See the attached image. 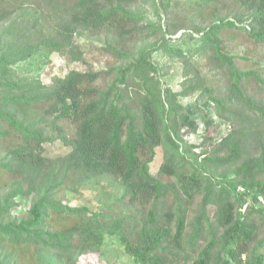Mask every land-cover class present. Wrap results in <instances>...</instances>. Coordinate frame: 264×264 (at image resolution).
Returning a JSON list of instances; mask_svg holds the SVG:
<instances>
[{
  "label": "trees",
  "instance_id": "1",
  "mask_svg": "<svg viewBox=\"0 0 264 264\" xmlns=\"http://www.w3.org/2000/svg\"><path fill=\"white\" fill-rule=\"evenodd\" d=\"M216 1L178 3L187 25L170 19L169 1L0 0V264H78L107 237L133 264H264V102L247 92L262 80L225 48L237 33L264 45V0H232L224 15ZM84 33L102 37L110 65L88 64ZM43 49L87 67L49 83L18 72ZM157 52L183 65L179 90L163 84ZM195 56L223 71L225 90L206 84ZM196 118L227 124L205 136ZM249 134L262 141L245 159ZM56 140L67 153L45 154ZM83 190L94 205L72 201Z\"/></svg>",
  "mask_w": 264,
  "mask_h": 264
},
{
  "label": "rangeland",
  "instance_id": "2",
  "mask_svg": "<svg viewBox=\"0 0 264 264\" xmlns=\"http://www.w3.org/2000/svg\"><path fill=\"white\" fill-rule=\"evenodd\" d=\"M166 1L171 3V11L173 10L171 14H168L170 15V19L174 23H179L184 20V24L189 25V20L184 19V17H189V12H182V9L178 4L183 2L185 3L186 0H161V3ZM216 4L223 15L229 14L234 8L232 5V0H218L216 1ZM163 18L166 19V15H163ZM181 32L182 31H178L175 35H173L172 40L175 41L176 38L180 36ZM99 40H102L101 36L89 35L87 33H84L81 37L77 38V42H80L83 46L84 57L86 58L88 64L92 65L94 69L110 65L112 62V59L109 56L103 54L99 50ZM225 43V48L228 53L237 54L239 56L243 54L244 56H247V59L251 60L247 61L246 58L242 59L240 57H235L234 61L237 68L242 70H258L262 83L251 80L249 82L247 92L250 95H254L255 99L264 102V45H255L250 39L247 38L244 33H237L235 35L230 34V37H226ZM153 58L157 60L161 66L163 65L161 69L163 74L161 76L163 84L165 86L171 87L173 90H179L180 82L183 76V65L181 62L174 58L166 57L160 52L155 53ZM193 63L195 67L198 68L203 80L209 87L220 91H223L227 88L228 84L223 71L212 70L211 65L209 64L206 57L195 56L193 58ZM86 67L87 65L82 62L68 63L66 58L61 56L59 53L48 49H43L29 60L17 65L16 68L19 73H28L33 76L37 75L43 82L49 83L53 76H63L70 69L75 68L84 70ZM197 94L198 93L196 92L190 96H187L186 98H183L181 100L182 104L189 106L190 103L195 100ZM193 121L197 124V132L201 134L204 131L205 136H216L218 128L219 130L223 131L225 125L227 124L222 123L220 125L213 124L209 126L206 125L201 118H196ZM245 122L248 129L257 128V125H252L250 120H245ZM231 125L233 127L232 123ZM63 126H65V131L69 134L71 131H73V126L71 124L64 123ZM259 127H264V121H260ZM191 131L192 128L189 125H181L180 132L183 134V137L187 139V143L196 144L200 142V137L195 135L193 136L192 133L190 134ZM261 141L262 140L258 137L254 138L251 134L248 135L247 139L244 141L245 159H248L249 157L252 158L259 154ZM44 146L45 154L49 156L63 155L69 150L68 147L57 140L51 143H46ZM162 161L163 152L161 148H157L155 158L150 164V171L152 174H157ZM6 180L7 177H0V185L4 184V181ZM60 196L64 197L66 196V193L61 192ZM74 200L75 202H86L90 205H94L96 197L95 194L90 190H83L81 193L76 194L72 198V201ZM78 264H133V259L128 253L125 252L123 245L118 239L107 237L106 242L101 248V252H91L89 254H85V256H81L78 260Z\"/></svg>",
  "mask_w": 264,
  "mask_h": 264
},
{
  "label": "built area",
  "instance_id": "3",
  "mask_svg": "<svg viewBox=\"0 0 264 264\" xmlns=\"http://www.w3.org/2000/svg\"><path fill=\"white\" fill-rule=\"evenodd\" d=\"M227 128H230V125L229 124L227 125Z\"/></svg>",
  "mask_w": 264,
  "mask_h": 264
}]
</instances>
